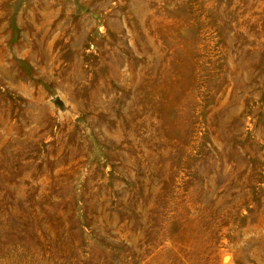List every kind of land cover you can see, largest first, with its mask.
I'll use <instances>...</instances> for the list:
<instances>
[{
  "label": "rangeland",
  "instance_id": "1",
  "mask_svg": "<svg viewBox=\"0 0 264 264\" xmlns=\"http://www.w3.org/2000/svg\"><path fill=\"white\" fill-rule=\"evenodd\" d=\"M0 264H264V0H0Z\"/></svg>",
  "mask_w": 264,
  "mask_h": 264
}]
</instances>
